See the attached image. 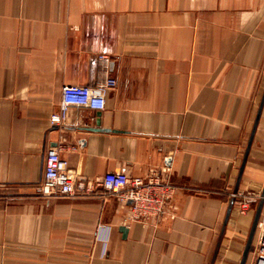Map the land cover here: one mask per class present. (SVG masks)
<instances>
[{
  "label": "crops",
  "instance_id": "obj_1",
  "mask_svg": "<svg viewBox=\"0 0 264 264\" xmlns=\"http://www.w3.org/2000/svg\"><path fill=\"white\" fill-rule=\"evenodd\" d=\"M109 78L104 109L51 122L65 85ZM263 96L264 0H0V264H240L256 197L226 216L264 186ZM51 146L85 189L36 191ZM122 166L175 186L159 222L103 187Z\"/></svg>",
  "mask_w": 264,
  "mask_h": 264
},
{
  "label": "built area",
  "instance_id": "obj_2",
  "mask_svg": "<svg viewBox=\"0 0 264 264\" xmlns=\"http://www.w3.org/2000/svg\"><path fill=\"white\" fill-rule=\"evenodd\" d=\"M106 58L105 56H101ZM117 80L109 78L95 86L65 85L62 88L60 109L52 114L53 124L62 123L71 106L104 109L107 90L115 86ZM103 187L116 195L122 203H130L127 221L142 223H157L167 212L168 201L175 193V186L158 171H151L147 176H131L128 168L122 166L119 170L108 171L102 178ZM84 179L77 176L69 168L68 160L62 155L59 146L49 147L46 155V166L42 181L36 184V191L46 197L69 196L85 189ZM239 204L241 212L250 208V197H256V203L261 195L254 193H232ZM254 264H264V207L258 224V238L254 245Z\"/></svg>",
  "mask_w": 264,
  "mask_h": 264
},
{
  "label": "water",
  "instance_id": "obj_3",
  "mask_svg": "<svg viewBox=\"0 0 264 264\" xmlns=\"http://www.w3.org/2000/svg\"><path fill=\"white\" fill-rule=\"evenodd\" d=\"M263 102H264V96H263V99H262L261 107L259 109V113H258L256 121H255L253 133H252L251 139H250L249 144H248L247 153L249 151V147H250L251 142H252L253 134H254L255 128L257 126V122L259 120V116H260V113H261ZM247 153H246V157H247ZM243 166L244 165H242V167H241L240 176H241V173L243 171ZM239 179H240V177H239ZM237 184H239V181H238ZM234 201H235V199L232 198L231 203H230V207H229V210H228V213H227V216H226V221H227V219L229 217V214H230V211H231V207H232ZM129 203H131V202H129ZM263 207H264V186H263V189L261 191V196H260L259 200L257 201L256 210H255V214H254V219H253V222H252V226H251V229H250V233H249V236H248V239H247V243H246V246H245V249H244L243 256H242L240 264H246L248 256H249V253L253 249V239H254L258 224H259V220H260V216H261ZM121 230L125 233L127 231V228L124 226V227H121Z\"/></svg>",
  "mask_w": 264,
  "mask_h": 264
}]
</instances>
